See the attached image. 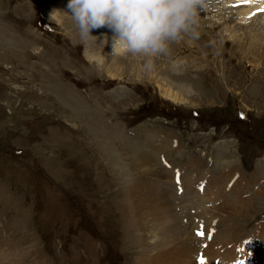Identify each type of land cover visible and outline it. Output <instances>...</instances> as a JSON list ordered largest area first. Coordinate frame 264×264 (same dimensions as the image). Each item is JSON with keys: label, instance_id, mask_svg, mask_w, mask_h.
<instances>
[{"label": "rangeland", "instance_id": "374dc122", "mask_svg": "<svg viewBox=\"0 0 264 264\" xmlns=\"http://www.w3.org/2000/svg\"><path fill=\"white\" fill-rule=\"evenodd\" d=\"M67 2L0 0V264H147L137 261L129 191L141 183L156 194V176L172 193L154 217L168 226L164 264H199L201 256L205 264H258L264 10L249 12L247 0H207L194 34H182L146 68L148 58L114 46L107 27L81 38ZM154 131L177 145L156 149L147 133ZM149 153L153 171L162 155L169 167L141 170L138 160ZM188 161L211 176L224 165L238 171L250 195L245 210L223 211L222 195L214 202L203 187L192 202L173 201L175 188L184 193L175 163ZM197 239L212 248L198 246L191 259L173 248Z\"/></svg>", "mask_w": 264, "mask_h": 264}, {"label": "bare ground", "instance_id": "6f19581e", "mask_svg": "<svg viewBox=\"0 0 264 264\" xmlns=\"http://www.w3.org/2000/svg\"><path fill=\"white\" fill-rule=\"evenodd\" d=\"M247 1L252 2L253 5V7H250L249 12L253 13L259 9L264 10V0H247ZM180 87H183V85H180ZM162 90H164L165 96H169L172 99L181 100V98H179L180 95L177 94L176 91H173L174 89L171 90L169 87H162ZM147 133L154 136L153 140L157 141V143L155 144L156 149H160V147L162 149V146H164L163 143H165L167 146L174 147L172 145V139L169 136V134L162 135L161 133L160 135L156 131L147 132ZM162 138H164V140H162ZM145 157L147 158H144L141 161L138 160V164L144 165L142 168H140L141 170L151 172L153 171L151 168V163L155 161H153L154 159H152L150 153L148 156L145 155ZM222 162H226V159H224ZM154 165H156L157 167L156 163ZM175 165L177 166V168H179L177 173L179 174L180 181L176 177L174 178V180L180 182L179 185L183 188L184 193L183 195H179L178 189L175 188L174 196L171 197L173 201H175L177 198L181 199V197L184 196L186 199L192 202V198L195 195L198 196L199 188L203 187L205 189L204 191L205 196L207 197L213 196L212 201L214 202L216 200L215 197L216 194L222 195L220 204L217 206H219L220 209H222L223 211L231 214H236L240 211L245 210L247 206V199H250L249 198L250 195H244L246 193L244 191L246 190H242V189H246V188L245 185H243L241 182L242 180H244V178H242V176L238 171L234 172V169L231 166L224 165L222 171L219 173L218 176L217 175L211 176L208 175L206 171L205 172L201 171L200 167L197 166L196 163H194L193 161H188L185 164L176 162ZM160 166L161 164L159 165L160 169L157 167V169L153 171V173H155L156 171H163L164 170L162 169L163 165L162 168ZM198 174L204 177L202 185H197L194 182L188 181L198 176ZM156 177L157 178L155 183L157 186L160 187V189L156 187V194L154 193V189L150 188L147 185H143L141 183L135 184L134 186H132L131 190L129 191L131 205L128 207L129 208L128 214L132 217L131 218V220L133 221L132 225L136 229L135 238L141 247L140 256L137 257L138 258L137 261L140 263L142 261H145L147 264H162V263L164 264L165 260H163V257L167 255H162L161 253L169 252L170 250L167 251V249L172 248V247L165 248L171 242L169 239H166L168 236V232L166 228H168V226H165V224H160V221L158 220L155 221L154 219V217L157 216L155 215L156 213H158L160 210L163 212V209L165 205L168 203L167 201L169 197L172 195V193L170 192L169 194L170 196H168V194L161 187L162 185H164V183H162V181H164V178L160 176H156ZM158 181L160 183H158ZM227 201H229V203ZM249 201L250 200H248V202ZM211 223L212 222H209V224ZM198 227L200 226L198 225ZM161 228H163V230H161ZM227 228L228 226H225V228L221 230V234L224 236L225 240L229 236L228 234L224 233V230ZM256 238L261 240L258 249L254 248L255 252L257 254H260V259L258 264H264V260H261V256L264 253V251L262 250L264 248V221L259 228ZM200 242L201 239H197L196 242L193 241L191 243L181 240L179 244H176L175 247L173 248L175 249L178 248L179 252L182 254L184 250L185 257H187V259H191L194 255L196 256L198 246L202 247L204 250H209L212 248V246L208 247V244L206 242H202V246H201ZM180 243L182 249L179 247ZM227 250L230 251L231 249L227 248ZM155 252H160V253L155 254Z\"/></svg>", "mask_w": 264, "mask_h": 264}, {"label": "clouds", "instance_id": "9594fccd", "mask_svg": "<svg viewBox=\"0 0 264 264\" xmlns=\"http://www.w3.org/2000/svg\"><path fill=\"white\" fill-rule=\"evenodd\" d=\"M207 0H68L66 8L81 38L107 27L112 44L126 53L148 58L167 53L182 34L193 33Z\"/></svg>", "mask_w": 264, "mask_h": 264}, {"label": "snow or ice", "instance_id": "6c2138e0", "mask_svg": "<svg viewBox=\"0 0 264 264\" xmlns=\"http://www.w3.org/2000/svg\"><path fill=\"white\" fill-rule=\"evenodd\" d=\"M177 176L179 177V174L177 173ZM204 233L198 231L197 235L202 236ZM210 238V237H209ZM247 243V242H246ZM199 264H205L204 258L201 256L199 257ZM236 264H243V261H237Z\"/></svg>", "mask_w": 264, "mask_h": 264}]
</instances>
